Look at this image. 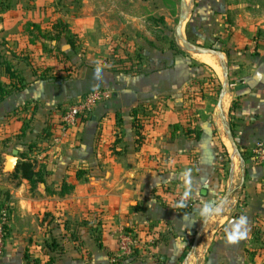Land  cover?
<instances>
[{"label":"crops","instance_id":"1","mask_svg":"<svg viewBox=\"0 0 264 264\" xmlns=\"http://www.w3.org/2000/svg\"><path fill=\"white\" fill-rule=\"evenodd\" d=\"M192 2L191 20L217 31L226 50L210 39L192 50L200 60L173 50L158 56L167 63L138 71L25 76L23 90L0 102V192L21 222L48 213L62 249L51 264H264V164L251 153L264 141V0ZM82 13L84 26L99 12ZM96 87L110 97L62 132V109ZM149 103L139 138L132 112ZM14 149L41 180L6 170ZM63 183L73 189L58 195ZM119 227L156 240L116 259ZM5 249L0 264H28L11 239Z\"/></svg>","mask_w":264,"mask_h":264},{"label":"rangeland","instance_id":"2","mask_svg":"<svg viewBox=\"0 0 264 264\" xmlns=\"http://www.w3.org/2000/svg\"><path fill=\"white\" fill-rule=\"evenodd\" d=\"M85 9L99 13L90 15L83 26ZM192 10V0H0V23L4 26L0 53L24 80L39 75L54 79L68 71L74 76L79 69L95 67L138 71L143 64L155 67L167 63V59L158 62V56L173 50L200 60L192 50L209 49L210 39L217 41V50H226L217 31L210 33L191 20ZM259 34L256 31L253 37ZM0 80L6 81L2 70ZM154 108L149 103L138 119H150ZM23 126L21 133L28 124ZM2 152L8 149H1L0 169ZM0 194V210L5 209L8 215L5 248L6 240L11 239L28 264H46L50 259L53 263L62 249L54 244L59 233L45 227L51 222L48 213L21 222L12 215L15 206L6 193Z\"/></svg>","mask_w":264,"mask_h":264},{"label":"built area","instance_id":"3","mask_svg":"<svg viewBox=\"0 0 264 264\" xmlns=\"http://www.w3.org/2000/svg\"><path fill=\"white\" fill-rule=\"evenodd\" d=\"M110 97V92L101 87H96L81 97L77 98L70 104L66 105L60 116V130L63 132L66 129L75 126L78 120L88 117L94 107ZM253 158L264 164V141H257L251 148ZM176 199L184 209L190 208L193 205V200L185 192H178ZM8 226V215L5 209L0 210V256L5 248L4 234ZM144 237L133 231H126L124 228H117L113 233L116 242V259H133L139 252L146 247L152 246L156 240L154 233L146 232Z\"/></svg>","mask_w":264,"mask_h":264},{"label":"trees","instance_id":"4","mask_svg":"<svg viewBox=\"0 0 264 264\" xmlns=\"http://www.w3.org/2000/svg\"><path fill=\"white\" fill-rule=\"evenodd\" d=\"M0 70H2L6 78L5 82L0 80V102H1L12 93L22 91L24 88V80L21 77V74L18 71L14 70L11 63H9L5 59L2 53H0ZM138 115L139 112L137 110H134L132 112V116H133L132 127L134 128L135 132H137L136 130L142 127L141 120L138 119ZM138 132L136 134H139L138 137L141 138L140 132L139 133ZM35 168H36L35 163L33 161H29L28 159H25L17 163V165L13 169V175L17 176V174H20V177L30 182H33L32 179L34 176H36L38 180H41L40 176L38 177L39 171L36 172L34 170ZM33 186L34 185H32V188ZM72 189H73L72 185L63 183L59 191H57V194L64 195L66 193H69ZM125 230L130 231L128 229ZM51 260L53 259H50V261H48L46 264H51L50 263Z\"/></svg>","mask_w":264,"mask_h":264},{"label":"water","instance_id":"5","mask_svg":"<svg viewBox=\"0 0 264 264\" xmlns=\"http://www.w3.org/2000/svg\"><path fill=\"white\" fill-rule=\"evenodd\" d=\"M17 153L18 150L14 149L11 152V155H8L6 158V170L10 171L13 170L14 167L17 165Z\"/></svg>","mask_w":264,"mask_h":264}]
</instances>
